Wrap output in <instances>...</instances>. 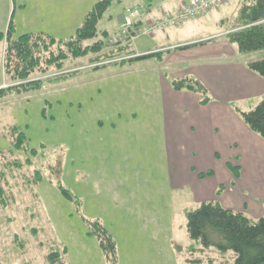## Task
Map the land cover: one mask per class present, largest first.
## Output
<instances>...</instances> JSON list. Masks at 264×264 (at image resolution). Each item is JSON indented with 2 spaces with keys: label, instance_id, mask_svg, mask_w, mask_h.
I'll return each mask as SVG.
<instances>
[{
  "label": "rangeland",
  "instance_id": "rangeland-1",
  "mask_svg": "<svg viewBox=\"0 0 264 264\" xmlns=\"http://www.w3.org/2000/svg\"><path fill=\"white\" fill-rule=\"evenodd\" d=\"M98 1L91 0L86 6L91 8ZM233 1L186 22L181 26L183 33L171 43L218 38L196 51L213 52L224 42L223 32L242 25L240 15L235 23L228 20L241 5ZM68 2L0 0V32L6 33L11 26L14 38L41 32L68 39L87 15L79 11L78 23H61L73 11ZM149 4L148 0H112L99 23V36L86 44L101 40L106 43L104 51L116 54L118 50L117 56L138 53L155 43L160 47L161 36L166 43L165 33L155 34H159L156 38L141 35L136 42H131L136 38L132 34L112 40L128 8L146 12ZM152 5V10L169 8L166 0H153ZM4 47L0 41V89L11 85L4 74ZM240 56L250 68V56ZM92 59L88 55L80 59L87 62L82 73L44 80L39 92L21 97L11 93L0 99V188L4 189L0 191V264H46L48 253L56 250L66 264H186L193 258L192 247L201 246L189 236L187 214L209 202L205 200L213 199L253 220L264 215V137L248 125L257 137L239 131L238 123L224 120L227 108L220 106V92L202 80L196 68H186L191 61L162 65L158 57L146 61L124 57L125 61L116 59L112 62L117 63L94 69L105 62L88 66ZM189 69L195 70L190 75L208 90L184 88L188 96L182 104L191 107L184 110L194 113L208 106L213 120L197 125L190 137L181 135L180 143L191 148L173 162L165 141L160 137L155 141L157 123L162 120L158 75L163 73L173 85L183 76L172 73ZM225 96L229 99L230 94ZM261 100L232 98L226 105L242 116ZM128 108L138 111L139 123L132 121L123 128L122 123L129 120L113 119L124 118ZM114 122L119 124L117 132L111 129ZM13 127L25 136L20 151L14 144L17 136L11 134ZM133 128L141 130L133 132ZM193 137L194 159L188 155L194 152ZM202 139H210L219 154L213 156L202 149ZM128 149L131 154L124 158ZM144 149L146 155L141 153ZM96 222L115 244V261L101 245L103 237L96 231Z\"/></svg>",
  "mask_w": 264,
  "mask_h": 264
},
{
  "label": "trees",
  "instance_id": "trees-1",
  "mask_svg": "<svg viewBox=\"0 0 264 264\" xmlns=\"http://www.w3.org/2000/svg\"><path fill=\"white\" fill-rule=\"evenodd\" d=\"M111 4L112 0L98 1L86 15L76 34L68 39H57L45 33H26L14 38L11 26L6 33L0 32V41L5 42L4 74L9 81L8 84L11 83L10 87L0 89V99L11 93L21 97V95L24 96L23 94L26 95L30 92H39L43 87L44 80H48L50 77L65 78L69 75L78 74L83 70L81 68L87 64V62L80 61L86 55L93 56L88 66L105 62L103 65L95 66L94 69L105 67L109 63H117L118 61L112 62L116 59L125 61L124 57H128V55L117 56L118 50H116V54L104 51L106 43L101 40L86 44L99 36V22ZM130 9L132 8L127 9L126 15ZM134 10L139 9L134 8ZM238 15H240L242 25L228 28L223 32L222 39L235 45L239 53L246 55V57L264 51V0H243L235 21ZM142 22H137L135 27H143L146 22L144 24ZM183 22L185 21L181 23ZM180 24L170 26L166 30ZM120 26L118 32L112 38L114 42L117 41L119 36ZM102 34L107 35V32L102 31ZM217 39H207L177 46L174 50L203 46ZM170 51H157L142 56H130L129 60L142 61L156 57L162 58L161 54L163 52ZM103 54L108 57H104ZM101 57H104L107 61L101 60ZM250 61L248 62L250 68L264 78V58ZM186 81L188 82L186 83ZM173 85L178 91L186 87L192 91L203 89L207 92L208 90L201 81L189 77L177 80ZM23 89L24 91H22ZM242 117L245 124L254 133L264 137V97L255 109L242 113ZM13 131L15 134L12 133ZM11 134L14 138L17 136L14 144L16 149L20 151L25 147L24 134L17 127L11 129ZM30 164V160H28V165ZM3 190V188H0L1 193L4 192ZM187 217L189 236L197 243L200 242L201 246L192 247L190 253L193 258L189 259L186 264H264V215L258 220H253L242 212L233 211L225 208L222 204L209 201L190 211ZM95 224L98 235L103 237L102 247L112 255V259L115 261L116 247L113 240L101 223L96 222ZM56 251L48 253L46 264H66L63 261L62 254L60 255L59 251ZM202 253L204 255H201Z\"/></svg>",
  "mask_w": 264,
  "mask_h": 264
},
{
  "label": "crops",
  "instance_id": "crops-1",
  "mask_svg": "<svg viewBox=\"0 0 264 264\" xmlns=\"http://www.w3.org/2000/svg\"><path fill=\"white\" fill-rule=\"evenodd\" d=\"M238 1L240 2L241 5L239 7H237V11H235V14L233 15V17L228 19V20L232 19V22L235 20V18H236L235 15H237V13H238V11L241 8L242 3H243V0H238ZM88 2H91V0H69V2L67 4L69 7L72 6L73 11L70 12L66 17H64V19H61L60 20L61 23L66 21V24L71 25L77 19V17H78L77 14L79 11H82V12L86 11L88 14L92 10L94 5L96 4V2H94V4H92L91 8H90V7L86 6ZM148 2L150 4H149L147 11L146 12L141 11V13L143 15V22H142L143 24L146 21L159 20L163 17L164 14H167V13L171 14V13L176 12L180 7H183L185 4H187L189 2V0H166L167 6L169 8L154 9V10H152L153 9V7H152L153 6L152 5L153 0H148ZM230 3H234V1L229 0L223 7L230 6ZM85 17H84V19H85ZM84 19H83V21H84ZM43 20H45V18H43ZM188 21L189 20H186L185 22L181 23L179 26H176L173 28L171 27L166 31L156 32L155 34H157V33H160V34L165 33L166 34V36H165V38H166L165 42L166 43H164V41L162 40L163 36H161L160 42L163 45H161L160 47H159L158 43H155L156 45H154L153 47H151V46L147 47V45H146L144 50H141L138 53L137 52L131 53L128 55V57H130V56H142V55H146L149 53L157 52L159 50H162V51L171 50L170 52H163L161 54L162 65H166V64L176 62V61H183V60L191 61L192 62L191 65H186V68L187 69L191 68V67L196 68V70L198 71V74L201 75L200 77L202 78V80L206 81L210 85H213L214 88L220 92L221 95H218V98H220V100H221L220 106L227 108V115L225 116L224 120H228L229 122L233 121V122L238 123L239 131H242V132H244L250 136L257 137L248 129L247 125L245 124V122L243 120V117L241 116V113L238 114L235 110H231V108L228 107L226 104H228V101L229 100L231 101L232 98H236L237 101H239V102H241L240 100H242V101L252 100L254 97H258L259 99H263V97H264V78L261 77L259 74L255 73L254 71H252L249 67H247L243 63V61L241 60L242 58L240 55H242V54L239 53L237 47L235 45L230 44L226 40H223L224 42H219L218 48L214 49L213 52H204V53H202V51L196 52L200 49L199 48L200 46L190 48V49L174 50L175 48H177V46L186 45V44L196 42V41H182V42L171 43V39L173 37L176 39V38H178V36L180 35L181 32L183 33L184 28H181V26L185 27L187 24L186 22H188ZM54 22H56V21H54ZM75 23H78V21H75ZM121 23H122V21L117 26L115 33L118 32L119 26ZM179 29H181V30H179ZM155 34L153 36H149V35H147V36H149L151 38H156L159 34L157 36H155ZM137 39H138V37L135 39H132L131 42H136ZM130 44H129V46H130ZM207 45H209V44H206L203 46H207ZM129 46H127V49L129 48ZM128 50H127V52H128ZM164 54L167 55V59L165 58ZM261 57L264 58L263 53H256V54L250 56L248 60L259 59ZM211 58H213V59L211 60ZM142 61H146V60H142ZM196 63H201V64L198 66H195ZM184 64H185V62H184ZM178 68H180V67H178ZM84 70L85 69L81 70L80 72L82 73ZM190 73L195 74V70L189 69V70H187V73L182 72V71L179 73L177 71V73H172V75L174 77L175 76H177V77L183 76L182 77L183 79H185V77L193 78L190 75ZM209 73H215V74H217L218 77H215L214 75L209 76L208 75ZM158 79H159V81L157 83H158V87L160 89V102H159V104L161 107L160 116H161L162 120H159V122L157 123V132H156V134H154L156 136L155 141L158 140L157 139L158 137L163 139L165 141L166 151L169 150V153H170L168 156V159L172 160V154H173V162H177L180 159V156L181 155H187V150L189 148H191L190 146L186 145L185 143H180L181 142L180 140L182 139L181 135H187L188 137H190L191 132L195 129V127L197 125L199 127H201L205 121H210L213 119L211 116V112L206 111L208 106L203 107L200 110L196 109V111L194 113L192 112V110L189 113H187L184 110V108L189 107L191 109V107L183 105L182 103L184 102L183 99L188 96V94H187L188 92L184 91V89L181 91L176 90L174 88V85H172V83L167 78L164 77L163 73H159ZM181 79L179 78V80H181ZM175 81H177V79ZM228 81H230V83L225 86V84ZM228 94H230V97H228L229 99H227V97L225 96ZM246 101H244V102H246ZM128 109L130 111V116H127V113L129 112L128 111L127 113L126 112L124 113L125 114L123 116L124 118H121L122 115H120L119 118L113 119V120H129V122H123L122 123L123 128H127V124L131 123L132 121L135 124L139 123L138 111L135 110L134 108H128ZM228 109H230L231 111L229 112ZM181 120H184V121L181 122ZM169 121H171L170 127H169ZM99 123L102 124L101 121ZM135 124H133V125H135ZM164 124H165V126H164ZM118 127H119V124H116L115 122L111 124V129L113 130V132H117L116 130ZM218 129L219 128H217V130ZM139 130H141V129H135V128L132 129L133 132H136ZM145 132H146V130H145ZM202 134L204 135V133H201L199 135L200 138L203 137V136H201ZM159 135H161V136H159ZM171 137H172V139H171ZM195 140H196V137H193L192 138V142H193L192 150L194 152L188 153V155L191 157L193 155L195 156V147H194ZM119 146L123 147V143L119 142ZM201 147H202V149L207 148L208 151L210 152V154H212L213 156L214 155L217 156L219 154L217 152L218 149L215 148L214 144H212L210 139L208 141H206L205 139H202ZM171 152H173V153L171 154ZM141 153H143L142 155H146L147 150L144 149ZM128 154H129V149H128V152H125V154H123V157L125 158ZM192 159H194V157H192ZM231 178H233V177H231ZM191 187H192V185H190V188ZM203 187H204V189L207 188L206 186H203ZM205 201H213V199H207ZM224 207L233 210L231 207H228V206H224ZM233 211H235V210H233ZM237 212H240V211H237Z\"/></svg>",
  "mask_w": 264,
  "mask_h": 264
},
{
  "label": "built area",
  "instance_id": "built-area-1",
  "mask_svg": "<svg viewBox=\"0 0 264 264\" xmlns=\"http://www.w3.org/2000/svg\"><path fill=\"white\" fill-rule=\"evenodd\" d=\"M227 0H190L174 14H167L159 20L148 21L143 27L136 28L139 21H143V15L139 10L130 9L120 26L118 40L126 39L129 35L139 37L141 35L153 36L156 31H164L170 26L178 25L182 21L198 18L212 10H217L226 4Z\"/></svg>",
  "mask_w": 264,
  "mask_h": 264
}]
</instances>
